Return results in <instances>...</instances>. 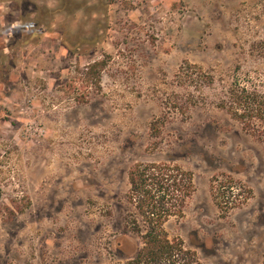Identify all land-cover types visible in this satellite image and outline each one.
Returning <instances> with one entry per match:
<instances>
[{
  "label": "rangeland",
  "instance_id": "obj_1",
  "mask_svg": "<svg viewBox=\"0 0 264 264\" xmlns=\"http://www.w3.org/2000/svg\"><path fill=\"white\" fill-rule=\"evenodd\" d=\"M261 95L264 0H0V264L125 261L129 170L167 158L169 237L264 264Z\"/></svg>",
  "mask_w": 264,
  "mask_h": 264
},
{
  "label": "trees",
  "instance_id": "obj_2",
  "mask_svg": "<svg viewBox=\"0 0 264 264\" xmlns=\"http://www.w3.org/2000/svg\"><path fill=\"white\" fill-rule=\"evenodd\" d=\"M258 97L257 117L264 119V95ZM231 109L239 121L246 120L245 112ZM128 177L127 198L138 214L132 229L143 245L119 264H203L195 249L186 246L180 237L170 238L165 228L170 217L184 215L195 191L193 172L167 158L135 163Z\"/></svg>",
  "mask_w": 264,
  "mask_h": 264
}]
</instances>
